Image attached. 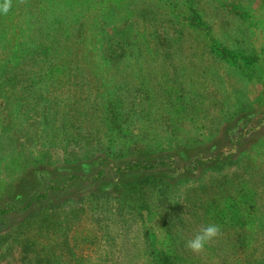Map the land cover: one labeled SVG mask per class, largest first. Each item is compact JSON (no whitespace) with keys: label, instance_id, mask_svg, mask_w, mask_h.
Returning a JSON list of instances; mask_svg holds the SVG:
<instances>
[{"label":"rangeland","instance_id":"rangeland-1","mask_svg":"<svg viewBox=\"0 0 264 264\" xmlns=\"http://www.w3.org/2000/svg\"><path fill=\"white\" fill-rule=\"evenodd\" d=\"M15 4L31 53L54 22L53 63L84 62L3 85L0 264H264V0Z\"/></svg>","mask_w":264,"mask_h":264},{"label":"trees","instance_id":"trees-1","mask_svg":"<svg viewBox=\"0 0 264 264\" xmlns=\"http://www.w3.org/2000/svg\"><path fill=\"white\" fill-rule=\"evenodd\" d=\"M16 5H13V0H12V7L9 10V12L7 14H0V38H2L3 44L5 45H9L11 46V56L13 57L12 62H5L6 66H7V70L5 71L3 69V64L0 65V71H5L9 72L6 74H11L10 79L2 78V76H0V93L3 94L4 89H3V85L6 83H8V81L10 82H14L11 83L12 86L16 85L18 82V80H16V78H18V75L25 71V72H29L26 68H31V66L33 65V62L39 60L38 59V52L41 51L42 52V57H40V60L43 61L42 62V66L45 63L47 65V62L51 64V66H53L54 69L58 70L61 65L62 66H67V68H73V70L75 69H79L80 71L82 70V66L80 64V61L84 62V59L82 58H78V56H75L74 53L73 55H70L71 57H68L67 59L64 60V63L62 64L61 62H59L58 64H54L53 60H55V54L59 51H57V49L55 48V44L56 43H60V38L56 37L57 34L54 37V29H56V26L54 24V22L48 23L44 26L43 28V36L42 39L40 37V42L38 43V46L36 49L37 50V54H33L30 51V46L29 44L25 43V42H21L20 38L24 33L28 32V29H24L22 26L23 24L21 23H17L14 22L15 19V12L17 11ZM43 12V10L41 9V12H39L38 14H41ZM22 14V13H21ZM29 14L27 17H24V14H22V17L24 18V20L28 19L30 20L31 23V19L33 18V16ZM29 22H27V24H30ZM8 34V35H7ZM52 36V37H51ZM43 40V41H42ZM50 45L49 43L51 41H53ZM44 42V43H43ZM47 42V43H45ZM75 42L79 43L80 41H78V39L75 40ZM25 46V47H24ZM73 49L75 51L76 46L75 44H73ZM57 53V54H58ZM72 54V53H71ZM30 61V62H29ZM9 64V65H8ZM50 72L51 69H50ZM0 73H4V72H0ZM15 80V81H14ZM22 80H20L21 82ZM19 83V82H18ZM21 84H26V86L28 87H35L36 86V82L31 79V78H27V79H23V81L21 82ZM26 86H21V89L25 88ZM27 89V87H26ZM51 109V108H50ZM52 111V110H51ZM53 112V111H52ZM53 116H56L55 111L52 114ZM54 118V117H53ZM70 122V117L66 118V123ZM138 162H133L131 163L132 165L127 166L126 169H138L140 168V166L137 164ZM241 198V197H240ZM242 199V198H241ZM244 201V199H242ZM28 205L25 206V208ZM217 205L211 202L210 206H209V210H213L215 211L214 213H212V217H215L216 219H220V215L225 213L226 211L231 210L233 213L232 215L229 216V219L232 218L234 219L233 222L231 224L237 223L238 227H240L239 224H241V220H242V216H241V206H234L232 205H227V207H225V210H221V209H217ZM11 210V209H10ZM10 210L7 211L10 212ZM6 212V211H4ZM226 216V214H225ZM225 216H222V218H225ZM228 219V221H229ZM1 228V225H0Z\"/></svg>","mask_w":264,"mask_h":264},{"label":"clouds","instance_id":"clouds-1","mask_svg":"<svg viewBox=\"0 0 264 264\" xmlns=\"http://www.w3.org/2000/svg\"><path fill=\"white\" fill-rule=\"evenodd\" d=\"M12 7V0H0V14H7ZM220 232V226L215 223L207 224L193 239L187 241V246L193 252L202 251Z\"/></svg>","mask_w":264,"mask_h":264}]
</instances>
